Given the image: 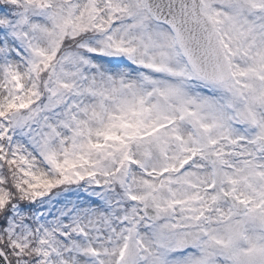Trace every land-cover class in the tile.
Instances as JSON below:
<instances>
[{
    "label": "snow or ice",
    "instance_id": "obj_1",
    "mask_svg": "<svg viewBox=\"0 0 264 264\" xmlns=\"http://www.w3.org/2000/svg\"><path fill=\"white\" fill-rule=\"evenodd\" d=\"M0 264H264V0H0Z\"/></svg>",
    "mask_w": 264,
    "mask_h": 264
}]
</instances>
